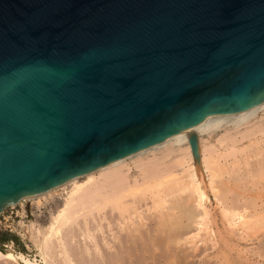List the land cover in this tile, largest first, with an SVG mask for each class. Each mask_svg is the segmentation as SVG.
Listing matches in <instances>:
<instances>
[{"label": "water", "instance_id": "water-1", "mask_svg": "<svg viewBox=\"0 0 264 264\" xmlns=\"http://www.w3.org/2000/svg\"><path fill=\"white\" fill-rule=\"evenodd\" d=\"M262 101L264 0H0V212Z\"/></svg>", "mask_w": 264, "mask_h": 264}, {"label": "bare ground", "instance_id": "bare-ground-1", "mask_svg": "<svg viewBox=\"0 0 264 264\" xmlns=\"http://www.w3.org/2000/svg\"><path fill=\"white\" fill-rule=\"evenodd\" d=\"M221 130L222 134H217ZM190 137H195V155L191 154L188 145ZM263 149L264 101L241 113L208 119L151 147L103 165L81 175L82 177H73L55 188L23 200L37 199L36 202H38L39 199L46 197H59L54 202L55 212H52L53 215L49 225L46 226L47 232L42 242L44 243L42 254L48 250L54 251V255H57L56 262L53 261L55 264H82L77 261V257L84 253L88 254L91 260L90 254L93 251L96 252L93 254L96 256L94 258L98 256L97 260L100 264H164L165 257H171L173 253L175 256L176 250H179L182 242L188 241V237L192 241V238H200L201 232L204 231L208 237L211 236L212 230L208 231L209 233L206 231L210 221L208 220L210 213L206 205L210 204L211 197L227 216L229 225L236 228L239 225L238 220H245L246 216L248 217L246 214L245 217L243 215L245 219L242 217L241 213L244 212L242 210H238L240 214L233 210L236 202L230 201L232 198L229 194L232 189L235 190V187L227 186L226 181L229 179H225L228 172L224 163L226 158L238 153L248 156L251 154L253 158L261 155L264 152ZM248 159L250 158L246 160ZM246 160L243 159V161ZM259 163L253 166L258 168L261 165L262 168L250 171L253 172L251 176L264 179L262 173L264 168L262 162ZM229 165L234 168L233 164ZM235 170L232 172L229 169V173H233L232 175L237 179L238 174L236 176ZM234 182L233 184L236 185ZM254 183L257 182L254 181ZM234 190L231 196L235 195L236 191L239 192ZM239 193L235 195L237 200ZM242 195L240 194V197ZM234 199L235 197L232 200ZM258 199L255 195H252L248 201L245 199L246 208L250 210L255 207V210ZM145 201L149 203L145 205V212H142L138 207H143L140 203ZM229 202L233 203L232 206L228 205ZM261 203L260 201V205L263 204ZM230 210L233 214H227L231 212ZM255 213L258 215L259 212ZM243 220H241L242 223ZM243 224L244 227L247 226L245 221ZM240 232L242 231L239 230L235 237L242 236L243 234H238ZM95 233L98 234L96 238ZM245 233L246 231L244 236ZM247 236L244 237L246 240L249 238ZM50 237H54L55 241L49 243ZM76 237L83 241V249L79 255L75 251L76 248H73ZM208 237L201 242H209L213 235ZM221 239L224 241L221 243L224 245L222 247L228 245L223 237ZM221 239L218 241L221 242ZM248 241L250 242L249 239ZM217 243H214L216 247L219 245ZM214 244L211 245L216 248ZM59 254L62 255L61 259L58 258ZM0 258L17 262L15 255L9 250L0 252ZM97 260L95 262H98ZM86 261L88 264L91 262ZM43 264H48L46 258Z\"/></svg>", "mask_w": 264, "mask_h": 264}, {"label": "rangeland", "instance_id": "rangeland-1", "mask_svg": "<svg viewBox=\"0 0 264 264\" xmlns=\"http://www.w3.org/2000/svg\"><path fill=\"white\" fill-rule=\"evenodd\" d=\"M217 134L221 135L222 130L219 131ZM217 137H215V139ZM204 139L206 140V138H204ZM211 142H213L212 139H211ZM263 151H264V149H263ZM237 155H240V156H237ZM246 155L247 154H243V153L239 154L238 153V154L234 155L236 158L234 156L228 157L225 160L226 163H224L225 161H223V163H224V166L227 167V168L226 167L225 168H226L228 174H230V175L227 174L226 178H225L226 180L229 179V181L228 180L226 181L227 186L228 185H229L228 187L234 186L235 190H238L239 192H241V193H239L237 191L235 192L234 189H232V190L230 189L231 195H232L233 190L235 192V193L233 192L235 195H236V193H239L238 194V196H239L238 200L236 198L237 195L231 196L229 194V196L232 199L235 197L234 200L231 199L230 201L236 202V203H234V202L233 203L237 209L234 207V205H233V207L235 209L233 207L232 208H233V210L238 212L237 214L241 213V212H239L240 210L244 211L241 213L242 217H243V215L245 217V214L248 215V217L246 216V219L243 217L245 220L241 219V220H243V223L245 221V224H247V226L245 225V227H244L243 226L244 224L242 223V221L241 220L239 221L238 219H237L238 220L237 223L239 222V225H238L239 227L236 226V228H235L234 226L229 225L230 223L228 222V219H226L227 216H225V214L220 209V206H218V204H216V202H214L213 198L211 197L210 198V204L206 205V207L210 213L209 217H208V220H210V221L207 224L206 229H208V230H206V231L211 232V230H212V234H210L211 236L208 237L206 235L207 233H205V231H204V232H201L200 238L199 237L194 238V239L192 238V241H191V239H189V237H188V241L182 242L183 245L181 244L179 246V250H176L177 252H176L175 256H173L174 255V253H173L171 255V257H168L169 259L167 257H165L166 259H164V261H165L164 264H211V263L212 264H264V201H263L264 199L262 198V197H264V179L263 178L261 179L258 177H253V175L251 176V174H253V172L252 173L250 172V171H256V169L258 170L259 168H262L261 165H260L261 167L258 166L259 164H261V162H262V165L264 168V163H263L264 152L261 155H256L260 158L254 156L253 157L254 159H253L251 157V154H250V156L247 155L250 158V159H248V160H250L249 162H246V161H248V160H246L248 158ZM244 156H246V157H244ZM239 157L245 159L246 161H243V159H240ZM241 160H242V162H241ZM257 160H260V161H257ZM252 161H253V163H252ZM235 162L236 163L238 162V164H236ZM257 162H260L258 165H256V166H258V168L254 167L255 163L257 164ZM234 163L237 166L238 165L239 166L238 167L235 166ZM229 164H233L234 168L237 170H235L232 167V165H231V167H232L231 168ZM229 169L232 172H233V170H235L234 172H235L236 176L238 174L237 179L234 175H232L233 173H229ZM252 169H254V170H252ZM241 172H242V174H241ZM244 173H246L245 176H244ZM262 173L264 174V169H263ZM231 175H232V177L229 178ZM242 176H244V177H242ZM80 177H82V176H80ZM232 178L235 179V182H234V179H232ZM256 178H258V179H256ZM260 179H261V181H260ZM231 180H233V181H231ZM238 181H239V183H238ZM254 181L257 183L255 184ZM233 182L236 185H234ZM237 185L239 186L238 187L239 189L237 188ZM240 194L241 195L243 194V195L240 197ZM252 195L253 196L255 195V197L259 198L258 199L259 201H256L255 205H257V206H256L255 210H254L255 207L253 209L248 210L249 208H246L247 205H246V202H244V201H246V200L248 201ZM229 196H228V198H230ZM58 198L59 197H55V196H53L52 198L46 197L43 199H39L38 202H36L37 199H32L30 201L23 200V201H19L18 203L14 204V205H10V206L4 208L0 212V252L4 253V252L9 250V251L13 252V254L15 255V257L17 259V262H13V261H8V260L0 258V264H43L44 258H46V261L48 262V264H55L54 262H56L57 255H54L55 254L54 251H48V250H45L44 251L45 254L44 253L42 254V252H43L42 245H44V243H42V242H44L43 238L47 232L46 226L49 225L50 218L53 215V213L55 212V210L53 209L54 202L56 200H58ZM260 201L263 203V204L261 203L262 205H260ZM148 203H149L148 201L140 203L141 205L143 204L142 205L143 207H141V208L138 207V209H140V211H142V212H145V210H146L145 205ZM233 203L229 202L228 205L232 206L231 204H233ZM240 203L245 204V205H242ZM236 205L242 206L241 207L242 209L239 208V206L237 207ZM245 208H246V210H245ZM230 211L231 212H228L227 214H233L232 210H230ZM255 212H259L260 214L258 213V215H255L256 214ZM254 217H257V218H254ZM246 220H247V222H246ZM240 224H241V226H240ZM242 226H243V228H241ZM236 229H237V231H236ZM239 230L242 232H240L238 234H240V235L243 234V235L242 236L238 235L235 237V234L237 232H239ZM243 230L246 231L245 236H247V235L249 236V238H247V240L245 239L246 237L244 236ZM235 231H236V233L233 235V232H235ZM224 232L225 233L227 232V234H225ZM96 235L98 236V234L95 233V238H96ZM212 235L214 238L212 237ZM220 235H221V238L223 237V240H225V243L228 244V245L225 244L226 245L225 247H222L223 244H221V243L224 241H222V239L219 238ZM40 236L42 237V239H40L41 238ZM3 237L9 238L11 240L2 241ZM206 237H208V238L212 237L210 240H211V242H213V241L214 242L211 243L209 240L210 243L208 241L206 243H202L201 241L202 240L204 241V239H206ZM220 239H221V242L218 241ZM248 239L250 240V242L248 241ZM78 240H80L79 241L80 245H78L79 243L74 245V243L78 242ZM51 241H55V238L50 237L49 243H51ZM228 242H230V243H228ZM231 242L233 244H231ZM214 243H217L219 245L216 247ZM235 243H236V245H235ZM211 244H214V246L216 248L212 247ZM79 247L81 248V250ZM258 247H259V249H258ZM73 248H76L75 251H77V254L79 255L80 251H82V249H83V241L81 242V239L76 237V240L73 241ZM198 248H199V250H198ZM229 248H230V250H228ZM249 248H251V249H249ZM205 249H206V251H205ZM57 250H59V249H57ZM203 251H204V254H203ZM251 251H254V252H251ZM95 253L96 252L93 251L91 254L93 255ZM245 253H248V254H245ZM91 254H90L91 260H89L88 254L83 253L82 255L77 257V259H78L77 261L82 262V264H86L87 263L86 260H88V261H91V262H89V264H92V263L98 264V262H99V260H97L98 256L95 259L94 257H96V256L95 255L91 256ZM86 256H88V258H86ZM91 257H93V259ZM58 258L61 259L62 255H60ZM82 258H84V259H82ZM96 260L98 262H95ZM84 261H86V262H84ZM142 261H143V259H142ZM99 264H100V262H99Z\"/></svg>", "mask_w": 264, "mask_h": 264}, {"label": "trees", "instance_id": "trees-1", "mask_svg": "<svg viewBox=\"0 0 264 264\" xmlns=\"http://www.w3.org/2000/svg\"><path fill=\"white\" fill-rule=\"evenodd\" d=\"M8 240H11V239L6 238V237H3V238H2V241H8Z\"/></svg>", "mask_w": 264, "mask_h": 264}]
</instances>
